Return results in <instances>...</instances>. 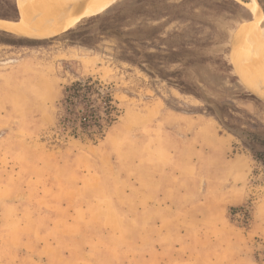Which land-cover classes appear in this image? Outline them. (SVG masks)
Listing matches in <instances>:
<instances>
[{
    "label": "rangeland",
    "instance_id": "374dc122",
    "mask_svg": "<svg viewBox=\"0 0 264 264\" xmlns=\"http://www.w3.org/2000/svg\"><path fill=\"white\" fill-rule=\"evenodd\" d=\"M11 1L19 18L0 30L41 40L0 32V264H264V95L232 55L260 20L264 69V0H112L92 15L69 0L77 18L49 35L21 30ZM87 80L117 110L96 143L61 124L65 89ZM97 157L105 193L68 192ZM178 175L183 207L159 214L175 241H153L163 225L122 192Z\"/></svg>",
    "mask_w": 264,
    "mask_h": 264
},
{
    "label": "bare ground",
    "instance_id": "6f19581e",
    "mask_svg": "<svg viewBox=\"0 0 264 264\" xmlns=\"http://www.w3.org/2000/svg\"><path fill=\"white\" fill-rule=\"evenodd\" d=\"M110 2L112 0H91L82 12L85 15L102 12ZM17 3L22 15V24L19 28L23 31L49 35L77 18L73 11V3L69 0H17ZM254 15L257 17V13ZM259 22L260 20L256 19V22L248 23L241 28L236 35L232 55L242 76L250 78L252 84L264 95V69L259 62L261 53L258 39V35L261 34H258Z\"/></svg>",
    "mask_w": 264,
    "mask_h": 264
},
{
    "label": "trees",
    "instance_id": "16d2710c",
    "mask_svg": "<svg viewBox=\"0 0 264 264\" xmlns=\"http://www.w3.org/2000/svg\"><path fill=\"white\" fill-rule=\"evenodd\" d=\"M5 5L0 11V20L16 21L19 18L16 4L8 0ZM63 109L65 117L61 124L69 129L70 136L93 143L104 137L105 131L115 122L117 116L111 93L100 83L91 80L84 84L75 82L65 89ZM225 125L236 129L231 123ZM254 139L256 140L255 136ZM256 143L264 149V140H256ZM255 156L263 160L264 150Z\"/></svg>",
    "mask_w": 264,
    "mask_h": 264
},
{
    "label": "crops",
    "instance_id": "0c3cea01",
    "mask_svg": "<svg viewBox=\"0 0 264 264\" xmlns=\"http://www.w3.org/2000/svg\"><path fill=\"white\" fill-rule=\"evenodd\" d=\"M82 165L84 167L83 168L84 172L82 171V168H78L77 169L78 173H75V178H74V180L76 181L77 180L81 181V184L75 183L73 179L69 178V180H67V182H65L64 184L65 186L70 185L67 187V189H69L68 192L77 193V190H80V192H85L87 190H93V189L100 190L101 189V194H104L105 186L107 187V184L108 183L110 184V182L107 183V180H105V178L107 176L109 177L111 176L110 174L106 173L104 158H99V157L85 158L84 160H82ZM88 167L92 169V172L90 171V169L89 171L87 170ZM73 173L74 172L72 171L69 172V174L71 175ZM182 180H181V176L178 175L177 181H175L173 184H171L168 181L167 186L166 184L163 185L165 181H162V180L160 182L156 181L157 182L156 184L155 182L148 183L149 185H147L146 194H144L145 197H143L144 195L140 191L139 187L138 188L133 187L131 189V192L128 194L127 192H122V195H125V196L127 195L132 198L133 200V203L131 204L132 208L134 207L146 208V210L148 211V214L152 215L151 221L154 222L158 220V222H156L157 224H159L158 228L162 227L163 225V230L161 229L160 231L153 234V238H152L153 241L154 239H156L157 241H164L165 239H172V242L175 241L176 235L173 234L171 236L170 231L168 232V230L170 229H168L167 232L165 231L164 229L165 221H163L164 219L162 220L161 223H159V221H161V218H162L159 216V214L160 213L164 214L165 212L169 213L168 211L171 210V208L183 207L181 202L185 201L186 199L181 198L183 197V194L185 193V191L182 188H180V183ZM191 181H194V180L191 178ZM176 182L179 184L176 185L177 184ZM186 193L190 195V194H193L194 192H191V193L186 192ZM143 198L145 200L144 202H143ZM167 213H165V215ZM159 245H160V247H158L159 249H157V247L153 245L151 249L152 255L154 254L158 255V253L160 254V250H163L161 249L163 248L162 244H159Z\"/></svg>",
    "mask_w": 264,
    "mask_h": 264
},
{
    "label": "water",
    "instance_id": "95a60500",
    "mask_svg": "<svg viewBox=\"0 0 264 264\" xmlns=\"http://www.w3.org/2000/svg\"><path fill=\"white\" fill-rule=\"evenodd\" d=\"M255 3V2H254ZM255 5L259 6L258 3L256 2ZM0 32L2 34H6V35H9V36H12V37H16V38H21V39H26V40H32V41H37V40H41V39H34V38H29V37H25V36H19V35H16V34H13V33H10V32H7V31H3V30H0ZM45 39V38H44ZM253 96V95H252ZM255 97V96H253ZM258 98H260V100L264 101V99H262L261 97L258 96Z\"/></svg>",
    "mask_w": 264,
    "mask_h": 264
}]
</instances>
